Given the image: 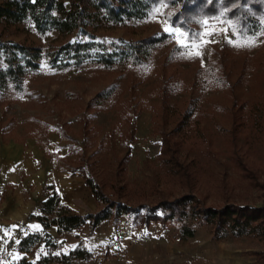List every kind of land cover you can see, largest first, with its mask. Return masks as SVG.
I'll return each mask as SVG.
<instances>
[{
	"label": "rangeland",
	"instance_id": "1",
	"mask_svg": "<svg viewBox=\"0 0 264 264\" xmlns=\"http://www.w3.org/2000/svg\"><path fill=\"white\" fill-rule=\"evenodd\" d=\"M175 1L157 3L143 20L89 27L107 44L171 35L146 65L55 70L45 57L22 91L10 88L0 96L3 235H15L11 224L17 221L36 222L29 216L41 196L31 198L20 178L25 181L40 164L71 174L83 158L111 200L152 205L191 193L215 207L264 206V35L239 36L220 18L200 19L185 30L171 22L182 7ZM80 38L79 31L39 33L27 20L0 22L1 40L44 53ZM174 164L184 175H174ZM72 176L88 187L82 175ZM87 205L79 208L88 211ZM15 209L20 215L8 213ZM130 226L125 217L106 220L86 243L94 252L91 262L74 264H126L130 258L118 248L123 243L136 251L133 264H264L255 255L264 254L259 234L228 231L217 242L209 227L196 226L194 236L181 241L179 227L152 224L134 232Z\"/></svg>",
	"mask_w": 264,
	"mask_h": 264
},
{
	"label": "trees",
	"instance_id": "2",
	"mask_svg": "<svg viewBox=\"0 0 264 264\" xmlns=\"http://www.w3.org/2000/svg\"><path fill=\"white\" fill-rule=\"evenodd\" d=\"M164 0H4L0 2V22L30 21L42 34L56 31L70 36L76 31L81 38L64 43L49 53L33 46L0 39V96L10 88L22 91L25 78L39 71L40 62L48 58L50 68L65 70L81 68L87 64L115 65L131 64L144 66L156 48L172 36L154 35L139 42L118 40L107 44L98 41L89 27L110 23L122 25L148 17L157 3ZM182 7L171 21L185 30L192 29L200 19L220 18L229 24L239 36L257 37L264 35V0H178ZM175 0L171 4L174 5ZM192 32V30H191ZM48 156V155H47ZM81 160L78 169L71 174H80L92 192L97 209L91 213H79L63 205L61 195L54 186L46 185L43 191L46 200L40 206L41 214L30 216L44 229L29 234L21 240L18 250L23 257L12 264H74L89 262L93 258L82 241L66 254L57 253L62 247L47 231L54 226L59 234L72 233L90 224L91 234L110 218L127 217L133 230H142L152 224L162 227H179L181 241L193 237L196 226L209 227L213 239L221 242L231 231L236 236L259 234L264 238V206L254 207L228 203L221 207L204 204L195 194L188 193L176 200H158L152 205H131L124 200H111L99 182L86 172ZM126 161V160H125ZM171 161V160H169ZM124 163V160L121 163ZM175 165V164H174ZM175 176L184 175L182 167L173 166ZM182 170V171H180ZM187 175V173H185ZM117 175V174H116ZM189 179V178H188ZM40 248L45 253L35 257ZM264 261V254H255Z\"/></svg>",
	"mask_w": 264,
	"mask_h": 264
},
{
	"label": "crops",
	"instance_id": "3",
	"mask_svg": "<svg viewBox=\"0 0 264 264\" xmlns=\"http://www.w3.org/2000/svg\"><path fill=\"white\" fill-rule=\"evenodd\" d=\"M16 151L20 152V151H22V148L18 147V148H16ZM16 155H18V154L16 153ZM16 160H18V161L16 163L14 162V164H12V165H15V164L17 165L19 163V159H16ZM10 167L12 168L13 166H10ZM38 167H39L38 169H34L32 167L33 171L25 181H22L21 178H20V181L16 180L17 183L22 184V185H20V187L30 191L31 198H33V196L34 197L41 196V199H40L41 202L39 204V207L30 216H32V215L38 216L41 214L40 206H41L42 202L46 200V197L43 196V191H44V188L46 185L54 186L55 189L57 190V192L62 196V203L64 205L70 207L71 209L79 212V213L92 212L96 209V200H94V196L92 195V193L88 189V187L83 185L82 180L80 178H77L76 176H72L68 172L62 173V172L56 170L55 168L49 167L46 164H43V165L40 164ZM10 174H11V172H9L7 174V178L9 176H11L12 178L14 177L13 174L12 175H10ZM8 183H10V182H8ZM5 185H7V182L4 183V186ZM67 191L69 193H71V196H70L71 200H67L65 197V192L67 193ZM83 199H86V200H83ZM29 200H31V199H29ZM85 202H86V204H88L87 207L90 209V210L87 209L88 211L82 210L79 208L80 207L79 205L82 206ZM8 213H10L12 215H20V213H18V211H16V209L14 211H11ZM123 217H125V216H123ZM19 218H20V216H19ZM125 218H127V217H125ZM20 220H21V218H20ZM35 221L36 222L28 223V224H26V222H27L26 221L24 223V225L22 223H20L19 221L11 224L12 225L11 228L15 229L16 234L14 235V234L7 233V235H10L11 237H13V239H10V237L7 235H3V231H0V264H12V263L18 261L19 259H21L23 257V254H21L18 250L19 244H20L21 240L23 239V237L44 229V227L37 220H35ZM129 222H130V220H129ZM130 225H131V222H130ZM100 226H98L96 228L93 235L91 234L90 224H87L83 228L78 229L72 233L59 234L57 228L54 226H51L50 228H48L47 231L55 238L56 242L62 246L57 251V253L66 254L69 250L77 247L78 244H80V242H82V241L85 243L86 247L90 250V248L87 246L86 243H87L88 239H90V236H94L97 233V230ZM0 228H3V227L0 226ZM18 228H21V230H24V232L21 233V231H20L18 233ZM85 228H87V232H81ZM130 228H131V230H133L132 225L130 226ZM163 228H167V227H163ZM133 231L135 232V231H140V230H133ZM70 239H73L72 243H74V245H71L70 249H68L67 251H63L64 247L62 244H64V242H67V241H68L67 243H69V242L71 243ZM123 240H129V239L124 238ZM118 248L123 253L127 252V255L129 256L130 259L128 260L129 262H127L126 264H133V261L131 260V258H134V255L136 252L135 249H133V251H130L128 249L129 247H127L126 243H123L121 246H118ZM90 251H92V250H90ZM44 253H45L44 248H40L38 253L36 254V256L35 257L29 256V259L30 260L38 259L40 257V255L44 254ZM93 257H94V252H93ZM91 260H90V262H91ZM81 262L84 263V261H81ZM153 264H166V263H153Z\"/></svg>",
	"mask_w": 264,
	"mask_h": 264
}]
</instances>
